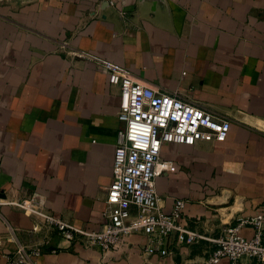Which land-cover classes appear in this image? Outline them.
Here are the masks:
<instances>
[{
  "label": "crops",
  "instance_id": "crops-1",
  "mask_svg": "<svg viewBox=\"0 0 264 264\" xmlns=\"http://www.w3.org/2000/svg\"><path fill=\"white\" fill-rule=\"evenodd\" d=\"M72 49L230 118L223 142L162 144L160 156L173 162L155 179L162 212L183 199L179 222L214 238L224 225L264 211V0H123L115 7L104 0H0V200L39 192L74 226L98 230L105 222L122 126L119 89L105 70L69 57ZM31 224L0 204V234L13 226L21 243L33 245L41 240L29 233ZM146 243L134 233L103 252L50 232L36 263L200 264L211 248L207 240L185 245L170 237V254L146 255Z\"/></svg>",
  "mask_w": 264,
  "mask_h": 264
},
{
  "label": "built area",
  "instance_id": "built-area-1",
  "mask_svg": "<svg viewBox=\"0 0 264 264\" xmlns=\"http://www.w3.org/2000/svg\"><path fill=\"white\" fill-rule=\"evenodd\" d=\"M104 1L115 7L123 0ZM67 55L105 70L108 83L119 89L117 117L122 126L116 134L112 180L105 193V222L98 230L74 226L53 214L39 192L20 199L0 200V204L28 215L32 223L29 233L41 240L33 245L21 243L18 228L8 226L0 234L3 264H37L50 232L70 243L84 248L98 247L103 252L118 249L131 234L143 233L147 239L143 249L146 255L170 254V237L185 245L203 239L211 248L200 264H219L222 259L238 264L242 258L264 264V211L240 218L236 224H226L214 238H208L179 222L185 205L183 199H176L169 213L162 212L155 189V179L173 168L172 161L160 156L163 143L223 142L230 129V118L177 93L156 90L124 66L94 53L72 49ZM246 226L252 229L251 236L241 233Z\"/></svg>",
  "mask_w": 264,
  "mask_h": 264
}]
</instances>
